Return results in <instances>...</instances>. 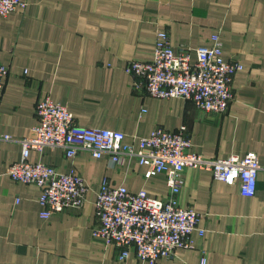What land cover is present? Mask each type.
Listing matches in <instances>:
<instances>
[{
	"label": "crops",
	"instance_id": "1",
	"mask_svg": "<svg viewBox=\"0 0 264 264\" xmlns=\"http://www.w3.org/2000/svg\"><path fill=\"white\" fill-rule=\"evenodd\" d=\"M26 6L0 15V63L8 74L0 88V264H149L92 236L95 199L101 180L165 198L166 175L144 176L134 156L111 163L109 156L62 149L31 150L28 160L72 169L89 186L84 204L47 218L39 214L40 188L7 173L21 156L19 140L36 124L35 105L50 98L65 106L79 125L138 138L162 127L185 126L190 151L205 158L257 155L261 169L253 196L238 185L188 168L178 204L201 214L192 247L153 264H264V0H24ZM171 46L208 49L218 34L225 58L242 69L233 76V97L225 112L206 113L191 100L157 98L132 88L129 60L152 58L157 31ZM4 136L10 139H5Z\"/></svg>",
	"mask_w": 264,
	"mask_h": 264
},
{
	"label": "built area",
	"instance_id": "2",
	"mask_svg": "<svg viewBox=\"0 0 264 264\" xmlns=\"http://www.w3.org/2000/svg\"><path fill=\"white\" fill-rule=\"evenodd\" d=\"M25 6L24 0H0V15L6 16ZM211 39V47L195 50L192 59L190 47L181 45L174 50L168 32L157 31L151 60H129L125 64L132 88L157 98L191 100L206 113L225 112L233 97V76L242 65L224 57L218 34ZM7 74L8 67L0 63V88ZM35 116L36 124L19 140L20 159L8 166L7 173L16 182L34 183L40 188L38 203L42 218L67 207L82 206L89 186L72 169L60 172L52 165L30 162L31 150L59 148L68 158L86 151L95 158L109 156L111 163L134 156L146 166V178L157 173L166 175L165 198L149 196L145 190L133 192L124 185H112L107 177L101 180L94 203L96 224L92 236L116 248L119 260L133 255L153 264L159 258H171L178 248L192 247L193 232L204 236L205 230L198 226L201 214L178 204L188 168L209 170L214 179L238 185L242 196L255 194L261 166L254 152L205 158L190 151L191 139L185 126L177 131L157 127L148 136L139 137L138 148H134L123 143L120 131L79 125L73 114L49 95L38 99ZM204 263L203 255L200 264Z\"/></svg>",
	"mask_w": 264,
	"mask_h": 264
}]
</instances>
